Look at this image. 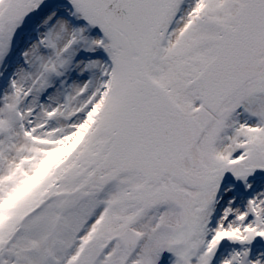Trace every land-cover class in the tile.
<instances>
[{"label": "snow or ice", "instance_id": "6c2138e0", "mask_svg": "<svg viewBox=\"0 0 264 264\" xmlns=\"http://www.w3.org/2000/svg\"><path fill=\"white\" fill-rule=\"evenodd\" d=\"M0 264H264V0H0Z\"/></svg>", "mask_w": 264, "mask_h": 264}]
</instances>
